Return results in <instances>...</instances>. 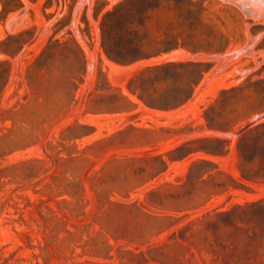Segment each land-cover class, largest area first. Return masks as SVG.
Here are the masks:
<instances>
[{
  "label": "rangeland",
  "instance_id": "obj_1",
  "mask_svg": "<svg viewBox=\"0 0 264 264\" xmlns=\"http://www.w3.org/2000/svg\"><path fill=\"white\" fill-rule=\"evenodd\" d=\"M251 8L0 0V264H264Z\"/></svg>",
  "mask_w": 264,
  "mask_h": 264
},
{
  "label": "trees",
  "instance_id": "obj_2",
  "mask_svg": "<svg viewBox=\"0 0 264 264\" xmlns=\"http://www.w3.org/2000/svg\"><path fill=\"white\" fill-rule=\"evenodd\" d=\"M120 6H116L114 8L113 11H116L117 9H119ZM113 11H109L106 13V15H109L111 13H113ZM102 48H103V51L104 53L106 54V56L114 61H119V62H124V61H135L139 58H141L142 56L141 55H129V56H126L125 57H117L113 54H111L109 52V50L107 49L106 45L103 43L102 44ZM122 56V55H120ZM184 62H178V63H164V64H160V65H155V66H152V67H147L146 69L150 70V69H157L159 67H164V66H169V65H182ZM200 76H202V73L200 72ZM230 90L229 89H222L220 91V95H225L226 93H228ZM190 95L188 94L183 100H186ZM261 124H256V125H253V126H248L246 127L240 134L239 136V140H238V151L240 152L241 148H244V150L246 149V146H247V139L250 137L251 133L253 131H255Z\"/></svg>",
  "mask_w": 264,
  "mask_h": 264
},
{
  "label": "bare ground",
  "instance_id": "obj_3",
  "mask_svg": "<svg viewBox=\"0 0 264 264\" xmlns=\"http://www.w3.org/2000/svg\"><path fill=\"white\" fill-rule=\"evenodd\" d=\"M243 1V0H242ZM238 2V1H237ZM245 2V1H244ZM246 3L249 6H251L252 8H257V10H259L261 12V14H259L258 11H255L257 12L259 15L258 16H261L263 15L264 17V0H246ZM252 8L250 10H252ZM246 10V9H245ZM254 12V15L257 14ZM253 13V12H252ZM250 14H248L249 16ZM262 18V17H261ZM260 18V19H261ZM263 19V18H262ZM258 22V21H257ZM250 39V38H249ZM254 43V42H253ZM166 55V54H165ZM169 55V54H168ZM184 56V55H183ZM169 59V58H168ZM199 59V58H198Z\"/></svg>",
  "mask_w": 264,
  "mask_h": 264
}]
</instances>
